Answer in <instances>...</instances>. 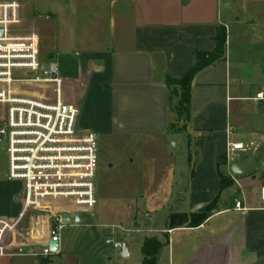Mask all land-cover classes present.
Masks as SVG:
<instances>
[{
  "label": "crops",
  "instance_id": "crops-1",
  "mask_svg": "<svg viewBox=\"0 0 264 264\" xmlns=\"http://www.w3.org/2000/svg\"><path fill=\"white\" fill-rule=\"evenodd\" d=\"M48 2L46 20L61 47L50 60L66 81L68 100L79 106L81 132L121 150H134L144 140L186 138L185 162L167 158L148 186L154 211L163 212L162 225L151 231L168 238L159 264L263 263L264 151H251L241 162L239 152L232 153L231 167L241 172L226 189L218 166L227 161L229 143L264 139V102L253 101L264 90V0ZM35 16L25 8L22 24L37 23ZM32 28L27 31L38 33ZM199 54L212 55V61ZM195 64L204 67L191 84V118L185 133H173L166 80L182 79ZM9 184L0 189V218L16 220L23 185ZM242 195L246 210L235 211L234 200ZM217 199L199 227L168 228L172 214H194ZM20 234L15 240L31 245L28 251L40 252L48 241V235ZM0 264L37 260L12 254L0 256Z\"/></svg>",
  "mask_w": 264,
  "mask_h": 264
},
{
  "label": "built area",
  "instance_id": "built-area-1",
  "mask_svg": "<svg viewBox=\"0 0 264 264\" xmlns=\"http://www.w3.org/2000/svg\"><path fill=\"white\" fill-rule=\"evenodd\" d=\"M21 27V4L1 1L0 147L7 158L6 177L23 185L24 201L16 220L0 218V256L49 257L55 253L47 244L58 243L60 252L61 232L71 225L63 221V214H71L73 219L78 213L85 220L84 215L94 212L97 138L79 130V106L68 100L66 81L57 64L42 61L38 33ZM253 101L264 102V90L257 92ZM245 149L244 143L228 146L226 170L234 183L238 181L231 167L232 153ZM233 209L246 210L243 195L234 200ZM29 212L49 217L48 241L40 252L28 251L31 245L15 240L24 237L19 227ZM30 233L42 238L34 228ZM106 245L123 248L111 238L106 239Z\"/></svg>",
  "mask_w": 264,
  "mask_h": 264
},
{
  "label": "rangeland",
  "instance_id": "rangeland-1",
  "mask_svg": "<svg viewBox=\"0 0 264 264\" xmlns=\"http://www.w3.org/2000/svg\"><path fill=\"white\" fill-rule=\"evenodd\" d=\"M1 1H18L24 6L21 13L25 8L29 12L36 13L37 23L33 24L30 20L28 25L22 24L21 29L27 31L35 26L40 38V55L44 63L49 62L51 54L56 50L61 51L60 40L58 41L54 31L53 33L49 30L52 21L46 20L51 4L49 0ZM177 101L178 96L172 97L171 105L176 104ZM96 143L97 161L94 179L96 206L93 215H84L85 224L67 225L62 230L60 263L142 264L144 240L156 235L151 230L160 228L163 214V212L156 213L150 204L152 197L149 198L147 193L149 183L158 176L159 165L167 158L175 159L178 163L185 162L186 138L179 135L169 138L167 143L163 140L154 142L144 140L134 150L129 148L121 150L118 146H109L99 138ZM245 146V151L236 153L240 158L238 162H241L242 157L249 156L251 151H264V139L253 138ZM130 160H134V163L130 164ZM6 175L7 158L0 147V189L11 187ZM149 175H151L150 181L147 178ZM158 196L164 197L166 194L162 193ZM149 212L154 215L152 221L145 225L144 220ZM48 221L49 217L46 213L29 212L19 231L26 234L34 228L42 238L46 237L49 231ZM137 222L143 224L141 228L137 226ZM113 228H116L115 234L111 235ZM108 238L120 242L122 246L127 245L130 249L128 257L121 256V249H113L112 246L106 245Z\"/></svg>",
  "mask_w": 264,
  "mask_h": 264
},
{
  "label": "trees",
  "instance_id": "trees-1",
  "mask_svg": "<svg viewBox=\"0 0 264 264\" xmlns=\"http://www.w3.org/2000/svg\"><path fill=\"white\" fill-rule=\"evenodd\" d=\"M197 56L209 58V62L212 55L199 54ZM203 65L195 64L189 71V73L182 79L175 80L168 78L166 85L168 89L169 97V113L173 117V121L169 126V131L173 133H185L187 125L191 118L190 101H191V84L194 76L203 68ZM178 96L176 104L171 105L172 97ZM222 165L218 166V173L221 180V188L226 189L230 187L234 182L228 176L225 171L226 162H222ZM218 199L210 205L204 207L200 211L194 214H172L168 219V228H195L202 225L217 208ZM168 245V238L163 235L147 237L144 240L142 247L143 262L142 264H159V259L164 248ZM60 254H55L49 257H36L37 264H60Z\"/></svg>",
  "mask_w": 264,
  "mask_h": 264
},
{
  "label": "water",
  "instance_id": "water-1",
  "mask_svg": "<svg viewBox=\"0 0 264 264\" xmlns=\"http://www.w3.org/2000/svg\"><path fill=\"white\" fill-rule=\"evenodd\" d=\"M3 35V30L0 29V36ZM232 170L233 172L238 175L241 171L238 169V170H235V167H232ZM63 218V221L66 223V224H76V225H83L85 224V220L83 218H81L80 214H75L73 216V219H72V216L71 214H63L62 216ZM47 246L50 248L51 252L55 253V254H59V244L56 243V242H49L47 244ZM121 256L122 257H128V247L127 245H123V248H122V251H121Z\"/></svg>",
  "mask_w": 264,
  "mask_h": 264
}]
</instances>
